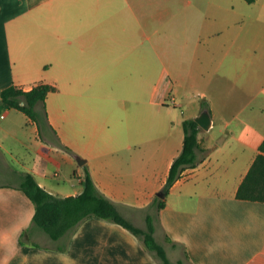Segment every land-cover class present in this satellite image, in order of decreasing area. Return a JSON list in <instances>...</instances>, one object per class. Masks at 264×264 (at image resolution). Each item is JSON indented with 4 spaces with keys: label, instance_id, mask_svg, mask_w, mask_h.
I'll use <instances>...</instances> for the list:
<instances>
[{
    "label": "crops",
    "instance_id": "1",
    "mask_svg": "<svg viewBox=\"0 0 264 264\" xmlns=\"http://www.w3.org/2000/svg\"><path fill=\"white\" fill-rule=\"evenodd\" d=\"M261 1L0 0V95L12 85L56 88L42 131L0 96V165L13 179L0 184V264H161L131 231L99 217L62 242L34 223L22 175L64 198L83 191L84 166L134 225L154 215L173 263L264 264V203L237 198L264 142V36L255 33L264 22L252 14H264ZM184 97L195 111L179 115ZM147 102L173 117L142 118ZM204 110L213 126L199 133L201 162L162 199L183 122ZM143 121L153 130L142 132ZM228 137L241 149L226 152ZM15 148L29 155L18 171L6 159ZM55 151L79 184L63 196L47 185L43 164L28 166L35 155L52 162Z\"/></svg>",
    "mask_w": 264,
    "mask_h": 264
},
{
    "label": "trees",
    "instance_id": "2",
    "mask_svg": "<svg viewBox=\"0 0 264 264\" xmlns=\"http://www.w3.org/2000/svg\"><path fill=\"white\" fill-rule=\"evenodd\" d=\"M245 1L254 3L256 0ZM55 90L54 86L48 84H39L30 90L12 85L3 90L0 96L4 103L25 113L42 131L44 125H49L46 111L47 96ZM39 105L43 108V113L37 111ZM203 105L205 108L208 107L206 103ZM183 128L185 132L183 150L174 160L167 182L162 189L166 194L182 177L185 169L195 168L201 162L198 157V151L203 150L198 137L201 127L194 119H186ZM259 151L238 189L237 198L240 200L264 203V142L260 145ZM82 185L83 191L78 195L57 197L41 187L32 174L25 173L22 175L20 189L35 205L34 223L52 241H66L85 219L99 217L131 231L142 240L161 264H175L155 238L154 215L147 214L145 228L134 225L121 214L115 203L97 188L87 166H84ZM155 203L157 211L165 207L162 199L156 198Z\"/></svg>",
    "mask_w": 264,
    "mask_h": 264
},
{
    "label": "rangeland",
    "instance_id": "3",
    "mask_svg": "<svg viewBox=\"0 0 264 264\" xmlns=\"http://www.w3.org/2000/svg\"><path fill=\"white\" fill-rule=\"evenodd\" d=\"M261 3L264 4V0H262ZM258 11H259V9L258 10L256 8L253 9L252 14H253L255 22L258 20L264 22V14L260 16V13ZM258 25L255 24L256 27ZM260 29L262 31H258L255 29V33H259L260 35L264 36V27L260 28ZM143 95L145 96L146 92L143 93ZM182 102L186 103V106L183 107V109H177V113L179 115H181V113L184 111L185 112L195 111V107L193 105H191V98L190 97H186V98L184 97ZM155 117L159 118L161 120L167 119L169 121V120H171V118L173 116H171V115L168 116V115L161 114L160 112H156L155 106L153 104H151L150 102L143 104L142 105V118L154 119ZM150 126L152 127V130H153L155 124L152 122L150 124V122L143 121L142 126H141L142 132L148 131ZM159 131H168V129L159 125ZM212 132L217 133V127L215 129H213L211 131V133ZM41 136H42V138H44V135L42 134V132H41ZM26 141L29 142V139H27ZM224 142H225V144H227V146H226L227 151L226 152H232L233 153V151H237V150L241 149V145L239 144L238 140L231 139V137H228L227 139H225ZM47 145L50 146V143H48ZM21 149L22 148H19V149L15 148L14 149L15 153L17 152L18 155H14L13 157L10 155H6V159H7L8 163L11 165V167L16 169L17 171L22 170L21 162L18 161V158L21 161L24 158H26V160L29 159V155L28 156L24 155V152L22 153ZM35 156H36L35 160L28 164L29 168L39 167L40 164H43L45 167L47 185L52 190H55V192H59L61 194L60 196H63L64 194L71 192L73 190V189H71L73 184H75L76 186L79 185L77 182V178H75L73 175L72 169L62 159V153L61 152H58V151L51 152L52 162H51V160L48 161L47 158L45 159L46 161H43L41 158H38L37 155H35ZM9 182H13V179L11 177V172L10 171L4 172L2 166L0 165V184L9 183ZM42 243L44 244V242H42Z\"/></svg>",
    "mask_w": 264,
    "mask_h": 264
},
{
    "label": "water",
    "instance_id": "4",
    "mask_svg": "<svg viewBox=\"0 0 264 264\" xmlns=\"http://www.w3.org/2000/svg\"><path fill=\"white\" fill-rule=\"evenodd\" d=\"M194 120L199 124V126L206 130V131H210L212 126H213V121L211 118V114L208 110H204L200 115H198L197 117L194 118ZM79 164L83 165L84 164V160L79 159ZM157 196L165 199L166 197V193L164 191H159L157 193Z\"/></svg>",
    "mask_w": 264,
    "mask_h": 264
}]
</instances>
